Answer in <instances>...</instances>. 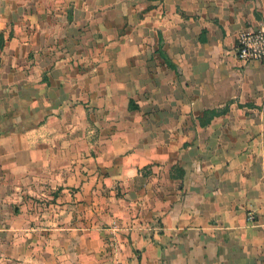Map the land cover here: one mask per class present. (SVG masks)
Wrapping results in <instances>:
<instances>
[{"label": "crops", "instance_id": "0c3cea01", "mask_svg": "<svg viewBox=\"0 0 264 264\" xmlns=\"http://www.w3.org/2000/svg\"><path fill=\"white\" fill-rule=\"evenodd\" d=\"M260 27L264 0H0V264H264Z\"/></svg>", "mask_w": 264, "mask_h": 264}, {"label": "built area", "instance_id": "2783aa9c", "mask_svg": "<svg viewBox=\"0 0 264 264\" xmlns=\"http://www.w3.org/2000/svg\"><path fill=\"white\" fill-rule=\"evenodd\" d=\"M235 52L240 60L264 62V27L240 30L236 36ZM247 219L254 220V213L250 210L247 212Z\"/></svg>", "mask_w": 264, "mask_h": 264}, {"label": "trees", "instance_id": "16d2710c", "mask_svg": "<svg viewBox=\"0 0 264 264\" xmlns=\"http://www.w3.org/2000/svg\"><path fill=\"white\" fill-rule=\"evenodd\" d=\"M2 46V41L0 39V47ZM164 59L166 60L167 64L169 66H174V64L171 62V60L168 58L166 53L161 49L160 50ZM225 109H217V108H205L202 112V114L199 116V123L200 125H204L210 121V119L217 114H220L224 112Z\"/></svg>", "mask_w": 264, "mask_h": 264}]
</instances>
